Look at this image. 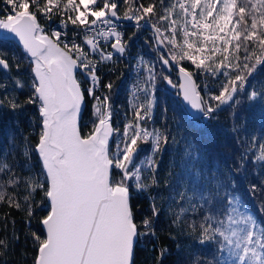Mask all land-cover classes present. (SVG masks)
Returning <instances> with one entry per match:
<instances>
[{
	"label": "snow or ice",
	"instance_id": "obj_1",
	"mask_svg": "<svg viewBox=\"0 0 264 264\" xmlns=\"http://www.w3.org/2000/svg\"><path fill=\"white\" fill-rule=\"evenodd\" d=\"M122 6L127 9L123 18L134 21L135 30L154 28L155 50H169L160 56L162 65L178 70L183 99L206 118H212L223 105H237L249 77L258 65H264V0H0V30L18 37L31 61L30 86L19 84L21 90L29 87L25 103L0 83V108L16 112L25 104L32 105L39 128L35 146L26 143L22 153L27 176L16 174L17 165L0 161V203L24 210L29 223L37 207L46 209L39 228L31 232L33 264H135L138 240L154 235L153 221L162 210L156 200L162 197L151 198V215L142 218L139 225L131 198L134 191L148 190L150 185L142 175L147 173L149 179L155 176L159 165L154 157L160 153L162 159L170 142V133L165 135L167 109L162 110L165 132L150 131L147 126V121L154 120L157 75L148 69L144 86L137 89L142 96L135 95L132 119L122 130L109 122L110 97L96 95L99 77L95 57L104 61L112 60L115 54L124 56L137 35L133 31L125 38L114 27ZM53 16L61 20L63 28L72 26L71 40H64L69 33L60 30L45 34L40 21ZM181 20L182 24L178 23ZM178 30L182 43L177 40ZM78 36L85 39L77 43ZM96 37L104 41L114 37L112 51H105L108 45L102 47ZM183 61L206 77H222L218 94L201 96L194 73ZM11 67L12 61L0 55V68ZM78 70L90 83L88 88L77 79ZM168 83L172 81L168 79ZM103 87L110 90L112 85ZM88 96L96 102L97 116L85 133L82 108ZM248 97L264 99V92L253 89ZM141 144L149 145L144 159H139L144 151ZM33 158L38 171L33 169ZM246 162L244 152L236 171H242ZM252 163L264 168V154ZM182 167L191 183L185 182L184 190L178 193L184 203L173 223L180 222L187 212L194 213L189 227L196 233V241L215 246L207 264H264V225L241 210L240 198L233 192L235 181L229 177L231 184H226L215 171L197 168L195 157L182 161ZM259 187L252 184L249 196ZM41 192L42 199L37 202L34 196ZM9 243L0 239V255H7ZM190 264H200L199 258Z\"/></svg>",
	"mask_w": 264,
	"mask_h": 264
},
{
	"label": "trees",
	"instance_id": "obj_2",
	"mask_svg": "<svg viewBox=\"0 0 264 264\" xmlns=\"http://www.w3.org/2000/svg\"><path fill=\"white\" fill-rule=\"evenodd\" d=\"M125 10H127L126 7L122 6L120 12L122 19H124ZM40 23L43 27H49L50 30L52 27L62 26L61 20L55 16L51 20L43 19ZM130 23L131 25L124 23L119 27L125 38L132 36L133 31H137V35L129 43L126 54L124 56L116 54L112 61H99L97 55L93 62L98 68L101 83L100 97H110L108 104L113 110L111 122L114 127L122 130L125 123L132 119L135 95L142 96L138 94L137 89L144 86L149 68H152L157 75L155 81L157 104L152 113L154 120L147 121L150 131L159 129L165 132L162 127V110L167 109L168 131L165 135L170 133V142L162 153V159H160V153L154 157L159 165L158 172L151 179L147 173H144L142 179L147 180L150 187L145 192L132 193L131 204L138 225L142 218L151 215V198L162 197L156 200V205L162 210L153 221L154 235L143 236L138 240L135 264H190L197 257L200 264H207V260L213 256L215 246L201 245L196 241V233H193L189 227L194 213L187 212L180 222L173 223L175 215L180 212V207L184 203L180 201L178 193L184 190L185 182L191 183L186 179L182 161H189L195 157L197 168H202L209 173L215 171L226 184H231L229 179L231 177L235 181L234 195L238 196L240 203L254 214L257 222L264 225V191L260 190L264 188V174H257L264 173V168L252 163L255 157L264 154L262 151L264 149V99L257 97L255 100H250L248 97V93L253 89L264 92V65H258L257 71L249 77L245 89L239 94L240 102L237 105L234 107L230 104L223 105L212 118L203 120L204 117H202V121L201 118L195 120L175 97L179 84L178 70L171 65H162L160 60V56L168 53L169 50L163 48L158 53L155 50L156 44L152 40L154 31L147 26L135 30L133 27L135 22L130 21ZM178 23L182 24V20ZM71 27L69 25L67 28L69 35L63 37L66 41L73 38ZM84 39L83 36L76 37L77 43H81ZM177 40L182 43V33H179V30ZM106 49L112 51L110 44ZM0 55L12 61V67L7 71L0 68V83L7 85L9 93L15 95L24 104L29 94V87L21 90L19 84L23 82L30 86L31 62L16 44L3 39H0ZM140 59L143 61H139ZM18 61H22L19 63V70L17 69ZM181 63L194 73L193 78L202 96L209 93L218 94L219 85L223 81L222 77H206L190 62ZM165 76L172 81L171 84L168 83V79H164ZM77 79L82 83L83 88L89 87L90 83L86 82L84 75L78 74ZM109 83L112 85L110 90L103 87ZM166 89L167 93H165ZM94 103L91 96L86 97V108L82 119V123L87 125L83 128L85 133L90 131L91 122L97 116ZM34 117L35 108L32 105L25 104L23 110L16 112L8 107L0 108V161L17 165L16 174L19 176L29 174L22 167L24 164L22 153L26 143L33 147L36 144L39 128ZM148 147L149 145L141 144V148L144 149L141 152L143 156L148 154ZM244 152H247L245 168L237 172L236 169ZM189 153L190 155H186ZM32 165L34 171H38L35 158ZM153 179L158 183H153ZM134 181L133 184H135ZM252 184L260 187L250 197L249 191ZM19 193L23 202V185L20 186ZM173 195L176 196L175 200L170 199ZM42 196L41 192L36 194L34 199L40 202ZM169 204L172 205L171 209ZM45 213L46 209L37 207L35 218L29 223L24 210L15 205L9 206L6 202L0 203V239L10 241L6 250L7 255H0V264H33L35 246L31 232L39 228L38 221Z\"/></svg>",
	"mask_w": 264,
	"mask_h": 264
},
{
	"label": "water",
	"instance_id": "obj_3",
	"mask_svg": "<svg viewBox=\"0 0 264 264\" xmlns=\"http://www.w3.org/2000/svg\"><path fill=\"white\" fill-rule=\"evenodd\" d=\"M117 22H130L126 19H118L116 20ZM0 39H3V40H6V41H11L13 43H15L20 49H21V52L23 53V55H25L24 51H23V47H22V44L19 42V39L18 37H15L13 34L11 33H7L5 30H0ZM26 56V55H25ZM27 57V56H26ZM28 58V57H27ZM29 61H30V58H28ZM31 62V61H30ZM3 69V68H2ZM5 71H7L8 69H3ZM77 75H78V71H77ZM178 81H179V84H178V87H177V91L178 93L180 94V99H181V102L182 104L184 105V107L186 108V110L188 111V113L193 116L194 118H198L199 116H202L201 114H199L195 109H192L191 106L189 105V103L187 101H185L183 99V94H182V91H181V88H180V85L182 83V77L180 75V73L178 72ZM84 104V107L82 108V119H83V115H84V111H85V108H86V99L85 101L83 102ZM110 122V121H109ZM111 124V123H110Z\"/></svg>",
	"mask_w": 264,
	"mask_h": 264
},
{
	"label": "built area",
	"instance_id": "obj_4",
	"mask_svg": "<svg viewBox=\"0 0 264 264\" xmlns=\"http://www.w3.org/2000/svg\"><path fill=\"white\" fill-rule=\"evenodd\" d=\"M114 21V27H116V30L117 31H120L122 34L123 32L120 30V26H122L124 23L123 22H116ZM127 25H131V23H126ZM42 28H44L45 30V34H49L51 31H54V30H60L62 33L63 32H67L68 30L63 28V26H60V27H52L51 30L49 27H43L41 25ZM107 30V28H105ZM89 35H93L92 33H90ZM99 41H100V44L101 46H104V45H109L111 43V40H114V37H112L109 41H104L103 37H96ZM105 51H110L108 49L105 48ZM116 55V54H115ZM114 58V57H113ZM113 60V59H112ZM112 60H108V61H112ZM139 84V83H138ZM155 91H157V89H155ZM156 93V92H155ZM138 94H142V93H138Z\"/></svg>",
	"mask_w": 264,
	"mask_h": 264
},
{
	"label": "rangeland",
	"instance_id": "obj_5",
	"mask_svg": "<svg viewBox=\"0 0 264 264\" xmlns=\"http://www.w3.org/2000/svg\"><path fill=\"white\" fill-rule=\"evenodd\" d=\"M134 24V23H133ZM105 28H107V26H104ZM148 27V26H147ZM151 30H153L154 31V28H151ZM91 51V50H90ZM139 61H143L142 59H140ZM89 86H90V84H89ZM100 86H101V83L99 82V84L98 85H96V94L98 93V95L97 96H100L101 95V91H100ZM155 89H157V87H155ZM164 90V89H163ZM162 90V91H163ZM161 91V92H162ZM156 92V91H155ZM168 92V90L166 89V91H165V93H167ZM177 92V91H176ZM179 95L177 94V93H175V97H176V99H177V97H178ZM94 106L95 107H97V105H96V102L94 103ZM102 107V106H101ZM103 108V107H102ZM185 109V108H184ZM96 111V110H95ZM111 112H113V110H112V108H111ZM112 116V115H111ZM110 123L112 124V122H111V120H110ZM113 125V124H112ZM156 156H157V154H156ZM145 158V155L143 156V154L141 153L140 154V157H139V159H144ZM133 182V181H132ZM135 182V181H134ZM240 206H241V210L245 213V214H250V215H252V217L254 218V214L253 213H251V211L250 210H248L246 207H244L241 203H240Z\"/></svg>",
	"mask_w": 264,
	"mask_h": 264
},
{
	"label": "bare ground",
	"instance_id": "obj_6",
	"mask_svg": "<svg viewBox=\"0 0 264 264\" xmlns=\"http://www.w3.org/2000/svg\"><path fill=\"white\" fill-rule=\"evenodd\" d=\"M15 44V43H14ZM21 50V49H20ZM23 54V53H22ZM25 56V55H24ZM26 57V56H25ZM27 58V57H26ZM28 59V58H27ZM29 60V59H28ZM82 70H78V73L80 74Z\"/></svg>",
	"mask_w": 264,
	"mask_h": 264
}]
</instances>
